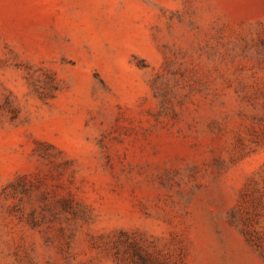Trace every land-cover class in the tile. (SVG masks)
Instances as JSON below:
<instances>
[{
	"label": "rangeland",
	"instance_id": "1",
	"mask_svg": "<svg viewBox=\"0 0 264 264\" xmlns=\"http://www.w3.org/2000/svg\"><path fill=\"white\" fill-rule=\"evenodd\" d=\"M0 264H264V0H0Z\"/></svg>",
	"mask_w": 264,
	"mask_h": 264
}]
</instances>
